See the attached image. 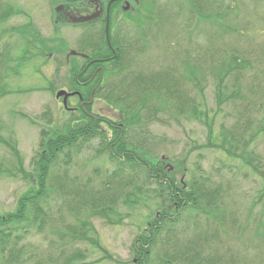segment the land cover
I'll list each match as a JSON object with an SVG mask.
<instances>
[{
	"label": "rangeland",
	"instance_id": "374dc122",
	"mask_svg": "<svg viewBox=\"0 0 264 264\" xmlns=\"http://www.w3.org/2000/svg\"><path fill=\"white\" fill-rule=\"evenodd\" d=\"M50 1L0 0V7L16 11L0 24V36L4 31H12L0 38V53L9 45L10 56L19 57L23 40L13 29L25 25H31L46 42V49L50 50L42 58L25 63L18 75H9L4 80L9 94L0 98V142L3 141L0 143V215L13 212L19 197L30 189L29 173H32L33 158L38 151L39 133L47 126V118H52L53 125H58L79 114V111L70 113L65 110L62 99H55V93L60 90L72 91L65 53L85 48L88 41L83 37L80 39L81 30L53 24L55 9L53 11L50 7ZM156 2L157 12L167 8L162 15L161 29L155 28L156 21L146 19L147 10L128 30L129 38H133L136 45L131 54L124 58L123 64L130 72L146 75L161 69H174L181 72L177 77L184 78L185 66L190 62L199 65L196 59H204L199 66L206 82L195 87L180 78L182 85L179 87L194 101L200 113H206L208 119L201 116L192 120L185 114L178 117L171 114L173 111L160 113L148 125V148L155 160L173 167L185 159L184 165L173 169L177 181L195 174L203 179L208 178L212 186L227 190L229 194L224 200L225 210L227 220L235 221L236 236L221 234L220 253L230 259L235 251L238 259L246 256L250 264H264V249L256 234L253 236L254 221L260 215L264 218V202H257L262 191V179L251 173V165L243 166L239 159L231 158V145L224 144V139L230 137L228 134L234 128L241 132L247 129L244 140L248 142V151L257 156L263 166L260 172H264V132H257L264 126V0H202V10L197 0ZM150 8L151 11L155 7ZM200 11L208 18L200 17ZM28 36L25 33V38ZM209 40L214 45L208 44ZM55 46L64 53L52 51ZM139 50L141 54H136ZM49 54L52 56L47 58ZM232 56L240 57L248 64L241 71L229 73L223 81L227 88L225 93L231 95L236 92V96L222 105L218 112L213 77L206 75L209 74L208 67L227 66ZM74 59L77 61L73 62L81 65V60ZM50 87L54 89L53 92L49 90ZM26 90L28 92L23 94ZM92 102L90 112L95 120L119 121L118 111L108 108L102 99L94 98ZM78 105L77 98L68 99L69 109ZM45 113L48 114L46 118ZM209 127L212 130L210 139ZM255 132L258 134L253 139ZM98 144V139L90 142L78 157H74L68 170L69 176L76 178L78 183L92 179L88 183L94 188L100 185L99 179L103 174L113 169L107 162L105 152L103 156H97ZM96 170L98 174H95ZM157 205L158 202L154 200L142 204L138 202L129 208L119 203L116 215L107 220L97 217L90 219L94 230L91 238L97 241L95 248L88 243L61 246L60 237L53 236L49 230L32 231L20 245L29 251H38L39 256L53 252L56 258L81 251L86 259L77 264H137L138 257L133 253V245L144 232L149 231L150 223L158 214ZM62 214L66 222L70 217L68 208H64ZM245 226L243 242H239L238 232ZM191 236L190 229L181 235L183 240ZM172 244L168 242L162 246L160 243L150 248V264H160L165 249L172 251ZM64 247L66 253H63Z\"/></svg>",
	"mask_w": 264,
	"mask_h": 264
},
{
	"label": "trees",
	"instance_id": "16d2710c",
	"mask_svg": "<svg viewBox=\"0 0 264 264\" xmlns=\"http://www.w3.org/2000/svg\"><path fill=\"white\" fill-rule=\"evenodd\" d=\"M197 2L202 10V0ZM13 10L0 7V24L15 14L16 11ZM166 10L149 12L146 19L151 20L150 22L156 21L155 28L161 29L162 15L164 16ZM198 13L200 17L208 18L203 11ZM13 31L22 38V49L16 58L10 56L9 45L0 53V98L9 94L4 85L7 76L18 75L19 69L25 63L42 58L46 51H50L45 47L46 42L31 25L15 28ZM10 32L4 31L0 38ZM25 33L29 34L27 38ZM212 43L214 42L208 41V44L214 45ZM112 44L114 45L113 42ZM134 45L136 42L133 38H128L125 43H117L115 47L120 53L108 63L97 62L91 67V70H94L100 66L103 68V74L101 77V73H98L83 91L77 86L75 79L76 74L84 70L85 63L80 65L73 62L77 60L71 58V62L65 64L68 65L67 72L72 78L68 77L72 86L70 92H81L83 100L88 102L91 90L96 87L92 93L93 99H102L108 108L118 111L120 119L117 122L107 121L108 127H105L100 125L101 119L95 121L88 115L91 113L90 107L84 112L80 110L77 117L70 118L64 124L53 125L52 118H47V126L39 133L38 151L33 158L32 173H29L30 189L19 197L13 212L0 215V264L83 262L86 256L81 251L60 258H56L53 252L39 256L38 251H29L20 245V242L34 230H49L53 236L60 237L61 246L88 243L95 248L97 241L91 238L94 230L90 219L97 217L107 220L116 215L119 203L129 208L138 202L142 204L149 200L158 202V216L156 215L150 223L149 231L144 232L133 245V253L138 257L137 264H150V248H155L160 243L165 246L168 242L173 243L172 251L165 249L166 254L164 253V259H160V264L251 263L246 256L238 259L237 255H234L235 251L230 259L220 253L221 234L231 233L236 236L235 221L227 220L225 210L224 200L229 194L228 191L220 186H212L208 178L203 179L195 174L183 182L177 181L175 170L168 173L162 162L153 158L148 148L147 128L160 113L173 111V115L182 117L185 114L192 120L200 119L201 116L205 119L208 117L206 113L202 114L195 108L194 101L189 99L185 91L180 90L182 77H177L181 74L180 71L167 68L148 75L128 71L129 68L123 61L131 54ZM92 51L91 58L101 57L106 53L108 57L111 56L104 41ZM135 53L141 54L140 50ZM203 60L197 58L196 63L200 65ZM246 64L248 62L244 59L232 56L227 66L208 67L209 74L206 77H213L218 112L221 111L222 105L229 103L236 96V92L231 95L225 93L227 88L223 81L229 73L243 70ZM199 65L190 62L185 66L183 71L186 76L182 81H188L195 87L206 82ZM90 79V76H80L78 81L86 83ZM49 90L53 92L54 89L50 87ZM199 91L202 93L201 88ZM26 92L28 91L22 93ZM47 116L45 113L44 118ZM233 130L228 134L230 137L224 139V144L231 145V158L239 159L243 166L251 165V173L262 179V191L257 202H264V172H260L263 166L257 156L248 151V142L244 140L247 129L243 132L237 128ZM209 131L210 139L211 127ZM257 132L263 133L264 126L257 129ZM257 132L252 135L253 139ZM95 139L99 141L97 156H103L105 152L107 162L113 167L99 179L100 185L97 188L89 185L88 182L91 183L92 179L86 183H78L76 178H71L68 174L74 157H78ZM184 163L185 159L177 162L174 169ZM95 174H98L97 170ZM64 208H68L70 215L66 222L62 214ZM253 227V236L256 234L264 249V218L261 215L254 221ZM181 229L182 233L190 229L191 238L183 240ZM245 230L246 226L237 233L239 242H243L242 234ZM62 250L66 253L65 247Z\"/></svg>",
	"mask_w": 264,
	"mask_h": 264
},
{
	"label": "flooded vegetation",
	"instance_id": "af4514ba",
	"mask_svg": "<svg viewBox=\"0 0 264 264\" xmlns=\"http://www.w3.org/2000/svg\"><path fill=\"white\" fill-rule=\"evenodd\" d=\"M46 2L48 0H45ZM157 0H51L50 7L54 11L53 12V24L55 26H66L71 27L75 30H81L82 35H80V39L83 37L87 39L88 44L85 48L77 50V55H86V58L74 57L76 59L81 60L82 64L85 63V68L80 73L76 74V82L77 86L81 91L86 88L87 84L92 82L93 79L97 76L98 73H101V77L103 74V68L97 66L96 69L91 70V67L95 65L97 62L99 63H108L112 60V56L118 55L120 52L115 47L117 43L124 42L129 38V28L133 27L135 21H139L140 17L147 11L149 12H157ZM150 7H155L150 11ZM167 8H163L164 10ZM83 18H89L86 22H75L74 20H79ZM133 25V26H132ZM136 26V25H135ZM105 43L109 53L111 54L108 57L107 53L101 57H93L91 55L93 53L92 49L95 46L101 45ZM114 43V45L112 44ZM110 45V47H109ZM57 47L55 46L52 50L61 53ZM55 54V53H53ZM65 53V61L68 63L69 60H66ZM49 54L47 58L51 57ZM80 76H90L91 79L86 82H79L78 78ZM100 77V78H101ZM101 81V79H100ZM99 81V83H100ZM96 88V87H95ZM94 89L91 90V94L94 92ZM70 93V92H69ZM74 93V92H73ZM75 93L80 94V97L75 95L73 98H77V108L70 109V113L75 111H85V107L93 104V102H86L81 97V92L75 91ZM71 99V98H69ZM94 101V99H93ZM90 117H92L91 113H88ZM96 118H94L95 120ZM96 121V120H95ZM100 125L108 127V122L105 119L100 120ZM163 165H166L165 162H162Z\"/></svg>",
	"mask_w": 264,
	"mask_h": 264
},
{
	"label": "water",
	"instance_id": "95a60500",
	"mask_svg": "<svg viewBox=\"0 0 264 264\" xmlns=\"http://www.w3.org/2000/svg\"><path fill=\"white\" fill-rule=\"evenodd\" d=\"M88 19H89V18H83V19H79V20H74V21H72V22H73V23H75V22H86V21H88ZM73 56H80V57H82V58H86V56H84V55H77L76 52H74V51H70V52L68 53V55L66 56V59L68 60L70 57H73ZM74 95H75V93H71V94H69V93H67V92H65V91H58V92L56 93V95H55V99H56V100H59L60 98H62V104H63V107L66 108V107H67V99H68L69 97H71V96H74ZM169 170H173V168L170 166Z\"/></svg>",
	"mask_w": 264,
	"mask_h": 264
}]
</instances>
